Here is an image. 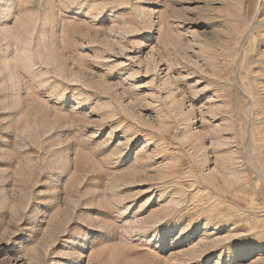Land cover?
I'll return each instance as SVG.
<instances>
[{
    "label": "rangeland",
    "instance_id": "1",
    "mask_svg": "<svg viewBox=\"0 0 264 264\" xmlns=\"http://www.w3.org/2000/svg\"><path fill=\"white\" fill-rule=\"evenodd\" d=\"M0 264H264V0H0Z\"/></svg>",
    "mask_w": 264,
    "mask_h": 264
}]
</instances>
